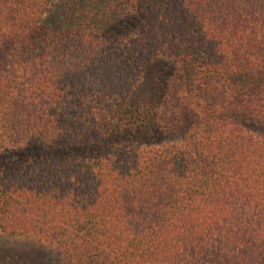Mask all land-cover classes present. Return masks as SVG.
<instances>
[{"label":"trees","instance_id":"trees-1","mask_svg":"<svg viewBox=\"0 0 264 264\" xmlns=\"http://www.w3.org/2000/svg\"><path fill=\"white\" fill-rule=\"evenodd\" d=\"M52 1L0 0V232L70 264H264V139L237 121L264 126V0L54 29Z\"/></svg>","mask_w":264,"mask_h":264},{"label":"rangeland","instance_id":"rangeland-1","mask_svg":"<svg viewBox=\"0 0 264 264\" xmlns=\"http://www.w3.org/2000/svg\"><path fill=\"white\" fill-rule=\"evenodd\" d=\"M116 0H53L50 12L45 16L48 28H73L84 20H88L87 27L99 25L107 28L111 25L112 13L110 2ZM86 24V23H85ZM244 85L252 82L241 79ZM153 72L146 70L142 80L133 92V98L144 100L153 93ZM238 123L254 135L264 139V126L255 122H245L237 118ZM0 264H70L62 252L54 245L39 239L11 236L0 232Z\"/></svg>","mask_w":264,"mask_h":264}]
</instances>
